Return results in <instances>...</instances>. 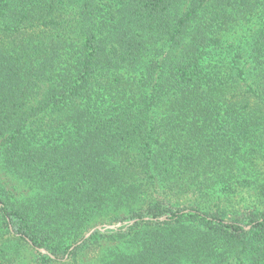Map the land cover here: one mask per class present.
Returning <instances> with one entry per match:
<instances>
[{
	"label": "trees",
	"instance_id": "obj_1",
	"mask_svg": "<svg viewBox=\"0 0 264 264\" xmlns=\"http://www.w3.org/2000/svg\"><path fill=\"white\" fill-rule=\"evenodd\" d=\"M0 264H264V0H0Z\"/></svg>",
	"mask_w": 264,
	"mask_h": 264
},
{
	"label": "rangeland",
	"instance_id": "obj_2",
	"mask_svg": "<svg viewBox=\"0 0 264 264\" xmlns=\"http://www.w3.org/2000/svg\"><path fill=\"white\" fill-rule=\"evenodd\" d=\"M250 25H247L243 28H239L236 32L229 34L226 38L229 41H235V39L240 38L243 34L246 33V31L249 29ZM250 200V199H248ZM135 224V220H129V221H118V222H108L105 224H101V225H97L96 227L90 229L89 231H87L85 233L84 236L88 235L92 230H94L91 235L95 232V231H99L101 233H108L109 231H117L119 229L125 230L128 227H130L131 225ZM98 227H100L101 229H97ZM90 235V236H91ZM89 236V237H90ZM88 237V238H89ZM110 237H104L102 239H100L98 242H94L92 243L87 249L84 250V252H82V254L80 255V262H94L96 261V259L99 257V254H102V246L106 245V243L108 242L109 245H114L113 241L109 239ZM115 241V240H114Z\"/></svg>",
	"mask_w": 264,
	"mask_h": 264
},
{
	"label": "water",
	"instance_id": "obj_3",
	"mask_svg": "<svg viewBox=\"0 0 264 264\" xmlns=\"http://www.w3.org/2000/svg\"><path fill=\"white\" fill-rule=\"evenodd\" d=\"M97 229H101V228L98 227ZM93 231H94V230H92L88 235H86L85 238H88V237L91 235V233H92ZM42 252L45 253L46 251H45V250H42Z\"/></svg>",
	"mask_w": 264,
	"mask_h": 264
}]
</instances>
